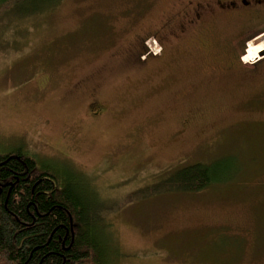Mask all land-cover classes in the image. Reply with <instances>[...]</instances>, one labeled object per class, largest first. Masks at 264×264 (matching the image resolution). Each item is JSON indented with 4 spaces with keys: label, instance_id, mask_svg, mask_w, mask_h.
Wrapping results in <instances>:
<instances>
[{
    "label": "rangeland",
    "instance_id": "obj_1",
    "mask_svg": "<svg viewBox=\"0 0 264 264\" xmlns=\"http://www.w3.org/2000/svg\"><path fill=\"white\" fill-rule=\"evenodd\" d=\"M173 3L61 0L22 23L0 9V152L82 177L117 264H264V77L253 61L227 72L222 40L151 38L131 53ZM221 159L217 187L140 193Z\"/></svg>",
    "mask_w": 264,
    "mask_h": 264
},
{
    "label": "trees",
    "instance_id": "obj_2",
    "mask_svg": "<svg viewBox=\"0 0 264 264\" xmlns=\"http://www.w3.org/2000/svg\"><path fill=\"white\" fill-rule=\"evenodd\" d=\"M60 1L0 0V9L22 23ZM47 166L20 148L0 152V264H117L118 246L102 232L109 225L95 208L93 191L72 171L59 175ZM228 172L223 159L182 166L163 179V187L140 193H198L217 187Z\"/></svg>",
    "mask_w": 264,
    "mask_h": 264
},
{
    "label": "flooded vegetation",
    "instance_id": "obj_3",
    "mask_svg": "<svg viewBox=\"0 0 264 264\" xmlns=\"http://www.w3.org/2000/svg\"><path fill=\"white\" fill-rule=\"evenodd\" d=\"M173 5V17L146 33L131 53L142 57L145 43L151 38L163 45L168 37L178 40L190 35L199 47L222 40V52L226 54L223 64L228 65L227 72L236 67L238 71L246 72L239 64L250 61L247 53L244 55L247 43L256 41V47L264 44V0H174ZM219 30L222 39V35L216 32ZM190 36L189 41H192ZM251 65L248 68L254 70L256 77H264V50ZM94 106L100 113L105 111V107L91 95L90 107Z\"/></svg>",
    "mask_w": 264,
    "mask_h": 264
},
{
    "label": "bare ground",
    "instance_id": "obj_4",
    "mask_svg": "<svg viewBox=\"0 0 264 264\" xmlns=\"http://www.w3.org/2000/svg\"><path fill=\"white\" fill-rule=\"evenodd\" d=\"M247 55H248L250 61H253V59H251L250 54L248 52H247Z\"/></svg>",
    "mask_w": 264,
    "mask_h": 264
}]
</instances>
